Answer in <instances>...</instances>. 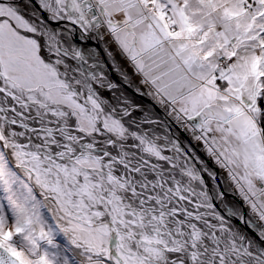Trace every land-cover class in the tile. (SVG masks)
<instances>
[{"label": "snow or ice", "instance_id": "obj_1", "mask_svg": "<svg viewBox=\"0 0 264 264\" xmlns=\"http://www.w3.org/2000/svg\"><path fill=\"white\" fill-rule=\"evenodd\" d=\"M0 264H264V0H0Z\"/></svg>", "mask_w": 264, "mask_h": 264}]
</instances>
